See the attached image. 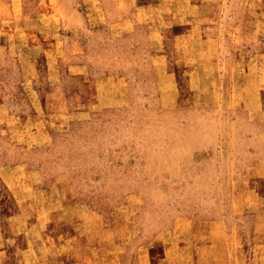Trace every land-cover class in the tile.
Returning <instances> with one entry per match:
<instances>
[{"label":"rangeland","instance_id":"rangeland-1","mask_svg":"<svg viewBox=\"0 0 264 264\" xmlns=\"http://www.w3.org/2000/svg\"><path fill=\"white\" fill-rule=\"evenodd\" d=\"M160 1L0 0V264L260 262L264 0Z\"/></svg>","mask_w":264,"mask_h":264},{"label":"bare ground","instance_id":"bare-ground-1","mask_svg":"<svg viewBox=\"0 0 264 264\" xmlns=\"http://www.w3.org/2000/svg\"><path fill=\"white\" fill-rule=\"evenodd\" d=\"M263 87V86H262ZM251 90V89H250ZM256 104H257V102H255ZM259 108H261V109H257L258 111H263L264 112V101H262V104L260 105V106H258ZM254 110V109H253ZM232 111V110H231ZM234 112V111H233ZM236 113V112H235ZM255 113V112H254ZM258 114V113H257ZM257 114H255V115H257ZM254 115V114H253ZM258 116V115H257ZM256 118V117H255ZM256 120H258L257 118H256ZM37 127V126H36ZM232 127V126H231ZM256 136V135H255ZM261 146H262V148H263V150H264V145L263 144H261ZM261 156H262V160L264 161V152H262L261 153ZM234 164V163H233ZM16 170V169H15ZM252 170H253V172H254V175L253 176H258V177H260L262 180H264V163H262V164H258V162H256L255 164H253L252 165ZM12 174V173H11ZM251 175H252V173H250ZM13 175V174H12ZM12 175H10V176H12ZM17 175V174H16ZM9 176V175H8ZM19 176V175H18ZM28 185V184H27ZM26 185V189H28V188H31V187H33V189H34V191L32 192L33 194H32V196L31 197H28V196H26L24 199H22V197H21V199L22 200H18L17 198L16 199H14L15 200V203H16V206H17V208H18V212L16 213V214H12L11 216H10V218H9V223H8V228H10V229H15L16 231H17V229H19V228H24V227H26L27 226V222H28V219H27V213H29V212H32V213H38L41 209H43L42 208V206H43V203H44V201H42V198H41V196L44 194V192L42 191V190H40L39 189V187H36V186H34V183L32 184V182H30V185H31V187H30V185L29 186H27ZM16 186V187H15ZM14 187L16 188V191H18V185L17 184H15L14 185ZM245 187V186H244ZM29 190V189H28ZM244 191V190H243ZM256 192V191H255ZM24 193V192H23ZM253 193V192H252ZM257 193V192H256ZM254 194V193H253ZM252 194V195H253ZM259 194V193H258ZM28 195V194H27ZM30 195V194H29ZM25 196V195H24ZM259 196H260V200H261V202H260V204L261 203H264V194H259ZM247 197V196H246ZM256 197V196H255ZM262 207V206H261ZM262 208H264V205H263V207ZM262 210V209H261ZM256 213V212H255ZM259 214V213H258ZM30 215V214H29ZM36 215V214H35ZM39 219V218H38ZM205 221H207V220H205ZM212 221V220H211ZM215 221V220H214ZM218 222V221H217ZM216 222V223H217ZM220 223V222H219ZM258 224V223H257ZM262 224V223H261ZM224 225V224H223ZM223 228V227H222ZM259 228H260V226H259ZM25 229V228H24ZM23 229V230H24ZM217 229V228H216ZM230 240V239H229ZM240 240V239H239ZM234 242H236L235 240H234ZM240 241H238L237 243H239ZM259 242L260 243H257V245L255 244L254 245V241H253V245H254V247L252 248V251H250V253H256V252H259V253H264V242H261L260 240H259ZM228 243H230V242H228ZM241 243V242H240ZM85 244H86V242H85ZM58 245V244H57ZM64 246V245H63ZM229 246V245H228ZM239 246V245H238ZM237 246V247H238ZM215 247H216V242L213 240V244H212V248H213V250L215 249ZM236 247V248H237ZM240 247V246H239ZM243 247V246H242ZM26 248H27V250L29 249V245L28 244H26V245H24V248L23 249H25L26 250ZM38 248V253H39V255H41L43 252V249H42V247H37ZM46 248V247H45ZM44 248V249H45ZM63 248V247H62ZM84 248H85V246H84ZM48 249V248H47ZM238 249V248H237ZM77 250V249H76ZM231 250V249H230ZM30 251V250H29ZM78 251V250H77ZM82 251H83V249H82ZM238 251V250H237ZM42 252V253H41ZM244 252V251H243ZM26 253H28V252H26ZM213 253V252H212ZM214 254V253H213ZM261 255V254H260ZM264 255V254H263ZM257 256V255H256ZM49 257V256H48ZM238 257V256H237ZM236 257V258H237ZM138 258V257H137ZM239 258V257H238ZM260 258V257H259ZM263 258H264V256H263ZM51 259V258H50ZM213 259V258H212ZM233 259H234V257H233ZM244 259V258H243ZM255 259V258H254ZM31 260V259H30ZM242 260V259H241ZM262 260V259H261ZM46 261V260H45ZM211 261V260H210ZM208 263V262H207ZM241 263V262H240ZM222 264H224V263H222ZM242 264H249V258H247L246 259V261H244ZM262 264V263H261Z\"/></svg>","mask_w":264,"mask_h":264},{"label":"crops","instance_id":"crops-1","mask_svg":"<svg viewBox=\"0 0 264 264\" xmlns=\"http://www.w3.org/2000/svg\"><path fill=\"white\" fill-rule=\"evenodd\" d=\"M162 1L166 2L167 0H161L160 2L162 3ZM169 2V1H168ZM5 170V169H4ZM3 172V170L1 171ZM0 175L2 176L6 186L8 187V171L4 172V173H0ZM258 223V224H257ZM262 223V224H261ZM260 226V228H259ZM254 245L257 243H260L259 240L261 242H264V220H263V217H260V218H257L255 223H254ZM4 240H6V242H8V236L5 235L4 236ZM27 249V248H26ZM261 254V255H260ZM264 253H259V252H256L254 253V255L252 254V256H256L255 259L258 260L260 259V262H257L258 264H264V258H263V255ZM248 255H245V257L247 258ZM251 257V256H250ZM260 257V258H259ZM262 259V260H261ZM231 264V262H230Z\"/></svg>","mask_w":264,"mask_h":264}]
</instances>
